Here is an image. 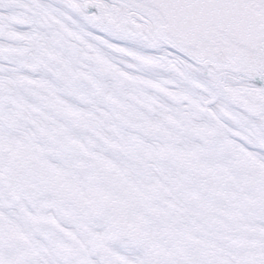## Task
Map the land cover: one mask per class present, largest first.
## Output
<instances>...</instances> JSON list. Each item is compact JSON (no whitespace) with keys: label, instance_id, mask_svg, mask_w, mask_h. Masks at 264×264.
I'll list each match as a JSON object with an SVG mask.
<instances>
[{"label":"snow or ice","instance_id":"obj_1","mask_svg":"<svg viewBox=\"0 0 264 264\" xmlns=\"http://www.w3.org/2000/svg\"><path fill=\"white\" fill-rule=\"evenodd\" d=\"M0 264H264V0H0Z\"/></svg>","mask_w":264,"mask_h":264}]
</instances>
